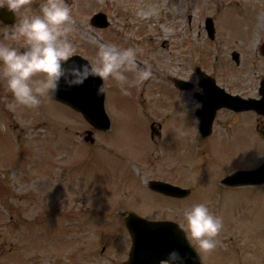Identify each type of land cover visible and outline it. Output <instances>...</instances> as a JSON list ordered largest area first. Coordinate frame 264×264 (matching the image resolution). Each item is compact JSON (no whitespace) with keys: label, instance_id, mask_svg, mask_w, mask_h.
<instances>
[{"label":"rangeland","instance_id":"1","mask_svg":"<svg viewBox=\"0 0 264 264\" xmlns=\"http://www.w3.org/2000/svg\"><path fill=\"white\" fill-rule=\"evenodd\" d=\"M41 2L29 0L33 10ZM69 2L76 53L95 62L99 42L136 47L144 62L139 65H150L154 75L129 85V94L117 82H106L112 127L95 132L94 144L84 141L90 126L72 109L52 101L12 108V94L0 90V264H120L130 246L123 211L184 227L183 209L196 202L207 203L224 221L212 252L202 251L184 227L204 264H264V185H220V177L262 164L264 139L253 133L256 122L221 113L215 135H224L222 125L230 119L233 139L196 143L195 121L187 110L192 91L168 96L163 90L166 73L190 80L194 64L204 60L207 43L197 39V29L186 25L184 40L163 28L151 36L148 0ZM139 7L144 9L138 12ZM101 11L111 20L108 30L90 24ZM235 18L225 17L234 32ZM198 23L203 33V22ZM138 92L146 97L139 102ZM152 123L160 136L151 132ZM157 178L193 188L191 197L175 199L147 189L145 181Z\"/></svg>","mask_w":264,"mask_h":264},{"label":"clouds","instance_id":"2","mask_svg":"<svg viewBox=\"0 0 264 264\" xmlns=\"http://www.w3.org/2000/svg\"><path fill=\"white\" fill-rule=\"evenodd\" d=\"M0 9H6L14 18L19 17L0 40V80L12 94L10 107L38 108L51 100L61 84L69 87L83 85L90 77H99L96 95L109 89L107 81L118 83L123 94L130 93L129 85L141 84L154 73L150 65L137 63L136 47H120L115 43L99 42L95 62L75 59L77 45L70 38L76 31L73 6L69 0H42L33 10L29 0H0ZM22 39V46L16 43ZM129 73L133 76L130 77ZM193 93L201 92L199 80L192 83ZM187 104V102H186ZM203 105L193 100L187 106L196 124L195 112ZM183 225L191 238L204 252H212L220 243L223 217L205 202H196L183 209ZM164 264H186L185 257L176 249L170 251Z\"/></svg>","mask_w":264,"mask_h":264},{"label":"flooded vegetation","instance_id":"3","mask_svg":"<svg viewBox=\"0 0 264 264\" xmlns=\"http://www.w3.org/2000/svg\"><path fill=\"white\" fill-rule=\"evenodd\" d=\"M148 2L147 14L152 20L149 26L155 27V33L151 36H155L157 31L163 28L173 35V39L184 40L187 25L190 29H197L196 36L199 41L204 39L203 42L207 43L203 45L206 52L204 60L192 67V82L198 79L202 89L201 92H192L195 100L200 101L204 95L201 78L196 72L201 68L214 78L216 84L224 90V93L222 92L224 95L226 92L245 101L264 104V0H148ZM142 9L144 8L139 7L137 10L139 12ZM205 12L209 13L212 19L215 30L213 34L206 31L202 33L200 30L201 24L198 22L203 21L202 14ZM231 15L236 16L235 20L239 22L236 32L228 29L225 24V17L229 18ZM18 20L19 17L16 18V22ZM10 28L11 26L0 22V40L5 39V32ZM16 43L22 46V39ZM195 52L201 54V51ZM179 68H183L182 62ZM167 78L174 87L173 77L168 75ZM0 90H6L3 80H0ZM167 90L170 91L168 88ZM172 90L174 95H183L186 92L175 87ZM218 113L253 120L257 122V132L262 134L264 108L260 112L222 109ZM157 133L160 135V131Z\"/></svg>","mask_w":264,"mask_h":264},{"label":"water","instance_id":"4","mask_svg":"<svg viewBox=\"0 0 264 264\" xmlns=\"http://www.w3.org/2000/svg\"><path fill=\"white\" fill-rule=\"evenodd\" d=\"M1 10L0 15L2 16ZM92 24L100 27L106 26V16L101 13L95 15L92 19ZM74 58L81 62H88L79 56ZM100 83L102 81L99 77H90L83 85L73 87L62 83L53 98L80 111L97 129L108 130L111 127V122L105 111L104 95H96V86ZM203 112L208 113L203 116L202 120L204 133L207 134L211 128L214 114L208 112L206 105L203 107ZM253 174L255 175L256 173H238L227 178L226 182L233 184L232 180L234 178ZM150 186L154 190L173 196L189 194L188 190H178L177 187L174 188L162 182H151ZM126 224L133 238V254L127 264H159L173 249L178 250L185 257L186 264H202L199 256L192 249L184 232L177 224L172 222H149L135 214H131L127 218ZM151 249L156 254L151 253Z\"/></svg>","mask_w":264,"mask_h":264}]
</instances>
